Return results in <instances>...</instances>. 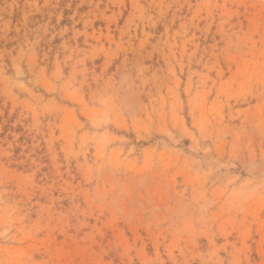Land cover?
<instances>
[{
    "label": "rangeland",
    "instance_id": "obj_1",
    "mask_svg": "<svg viewBox=\"0 0 264 264\" xmlns=\"http://www.w3.org/2000/svg\"><path fill=\"white\" fill-rule=\"evenodd\" d=\"M0 264H264V0H0Z\"/></svg>",
    "mask_w": 264,
    "mask_h": 264
}]
</instances>
